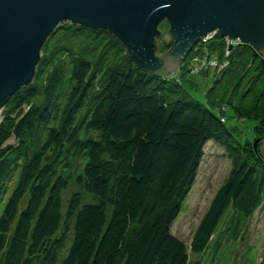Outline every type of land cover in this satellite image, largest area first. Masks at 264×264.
Here are the masks:
<instances>
[{
	"label": "trees",
	"instance_id": "obj_1",
	"mask_svg": "<svg viewBox=\"0 0 264 264\" xmlns=\"http://www.w3.org/2000/svg\"><path fill=\"white\" fill-rule=\"evenodd\" d=\"M84 31L72 26L54 32L42 48L36 72L52 42L61 39L69 52L70 41ZM208 42L210 51L225 52V39L215 36ZM162 45L160 54L168 49L164 41ZM248 50L254 55L250 46L236 43L227 59ZM253 55L249 66L259 63L258 78L264 65ZM83 58H72L75 86L62 108L56 72L45 82L41 106L32 104L40 95L32 90L18 91L2 106L0 204L13 187L0 211V264H201L200 257L210 251L214 260L220 241L210 244L218 229L225 224V242L234 240L241 223L252 219L264 202L259 153L256 159L263 165L233 160L188 252L172 234V224L195 181L204 146L209 141L226 146L232 134L206 104L188 101L181 79L151 76L124 59V67L106 75L99 98L87 112L83 133L88 137L79 138L76 116L96 99V82L89 78L92 68ZM39 128L46 132L42 145L37 143ZM11 139L15 145H6ZM54 149L52 161L45 164ZM248 149L245 145L241 151L255 154ZM68 157L81 170L76 182L83 195L73 194L63 211L62 194L70 176H63L58 167ZM190 254L198 258L191 261Z\"/></svg>",
	"mask_w": 264,
	"mask_h": 264
},
{
	"label": "rangeland",
	"instance_id": "obj_2",
	"mask_svg": "<svg viewBox=\"0 0 264 264\" xmlns=\"http://www.w3.org/2000/svg\"><path fill=\"white\" fill-rule=\"evenodd\" d=\"M71 28L72 26L69 23L63 24L55 34L62 30L67 31L68 29L69 31ZM168 29L169 26L165 22L159 26L158 30L161 33V37L157 40L158 49L160 47L163 48L162 43ZM73 40V42L70 41L72 46L69 45V48H71L69 52L64 49L63 45L65 44L62 43L63 41L61 42V39L54 44L52 42L44 64L40 70L38 69L35 72L32 84L19 92L23 93L27 90H32L33 93H40L32 104L36 107L41 106L45 82L51 74L56 72L60 81L57 90V103L59 108H62L63 105L70 101L75 86L71 78L72 58L84 56L83 59L88 61L92 68L89 78L95 79L94 81L96 82V92L94 93L96 99L94 100L93 98V101L88 102L84 110L76 116L79 138L82 139L88 137V135L83 133L85 120L89 116L87 112L89 109L91 110L92 105L99 98L106 75L110 71L119 70V67L121 69V67L125 66V52L113 39L107 40L104 38L103 32L95 34V32L85 30L79 38ZM208 44L209 42L206 39L200 41V46L194 47L187 56L189 59L186 67L183 69L179 68L171 76L176 80L178 78L181 79V89L188 97V101L201 105L206 104L210 110L218 114L221 122L225 123V127L232 134L233 141H229L226 144L227 148L213 141L206 143L195 181L192 183L188 196L182 205L180 215L172 224V234L188 246V252H190L189 244L195 229L209 209L216 192L223 186L230 175L233 160L257 166L262 164L260 160L258 162L260 157L264 162L259 150H257V153H259L258 157L254 149L257 139L264 138V73L257 78V74H259L257 66L259 63L249 66V59L253 55L251 50L241 56L237 55L234 60L229 61L225 58L228 57L225 52H220V49L210 51ZM216 51L218 54L212 55ZM214 57L216 58L215 61H208ZM224 60L227 64L226 67L222 68ZM233 61H235L234 64L227 71V67ZM185 62L186 59L184 60ZM183 74L184 76H182ZM3 110L4 108L1 107L0 124L3 121ZM53 124L54 122L51 125ZM259 125L262 128L257 132ZM39 129L36 133L37 143L42 145L45 142L46 132L44 128ZM15 143L11 139L6 142V145L14 146ZM245 145H249L251 149L248 150H253L255 154H247L245 152L243 154L241 150ZM259 146L260 143L257 149H259ZM54 151L55 149L47 153L44 158L45 164L52 161ZM64 152L66 151L64 150ZM257 157L258 159H256ZM58 169L63 176H70L67 189L62 194V210L64 211L73 194L79 192L83 195L76 182L81 170L70 157L63 159ZM9 182V185L15 182V175L12 177V182L11 178ZM12 187L13 185L9 188L8 194L11 192ZM8 194L0 204V211ZM84 198L85 200L89 199L85 195ZM224 226L225 224L218 229L210 244L211 248L215 242L220 241L219 249L216 252L214 251L216 258L212 259L213 252L210 251L200 257L202 259L201 264H264V202L254 213L252 219L241 223V229H239L241 233L228 243L225 242L226 239L221 233ZM197 258V256L190 254L191 261Z\"/></svg>",
	"mask_w": 264,
	"mask_h": 264
},
{
	"label": "water",
	"instance_id": "obj_3",
	"mask_svg": "<svg viewBox=\"0 0 264 264\" xmlns=\"http://www.w3.org/2000/svg\"><path fill=\"white\" fill-rule=\"evenodd\" d=\"M164 22L168 49L160 54ZM66 23L107 33L127 61L154 77H171L200 41L215 36L250 46L264 65V0H0V108L32 84L44 44ZM254 149L264 159V138Z\"/></svg>",
	"mask_w": 264,
	"mask_h": 264
},
{
	"label": "built area",
	"instance_id": "obj_4",
	"mask_svg": "<svg viewBox=\"0 0 264 264\" xmlns=\"http://www.w3.org/2000/svg\"><path fill=\"white\" fill-rule=\"evenodd\" d=\"M205 39H208V38H205ZM204 40V39H203ZM202 40V41H203ZM225 42H226V51H225V55L227 56L228 54H229V50H228V48H229V46L230 45H236V42H229L227 39H225ZM196 48V47H195ZM226 59H227V57H225ZM216 60V58H213V59H209L208 61H215ZM226 64H227V62L224 60L223 61V67L222 68H224V67H226ZM205 66V65H204ZM172 77V76H171Z\"/></svg>",
	"mask_w": 264,
	"mask_h": 264
},
{
	"label": "bare ground",
	"instance_id": "obj_5",
	"mask_svg": "<svg viewBox=\"0 0 264 264\" xmlns=\"http://www.w3.org/2000/svg\"><path fill=\"white\" fill-rule=\"evenodd\" d=\"M213 38H214V37H213ZM213 38H208V39H206V41L208 42V41L212 40ZM204 39H205V38H204ZM236 43H237V42H236ZM198 44H199V43H198ZM198 44H197V45H198ZM197 45H196V46H197ZM196 46H195V47H196ZM233 46H234V45H233ZM239 46H240V45H239ZM186 59H187V58H186ZM183 62H184V61H183ZM182 64H183V63H182ZM182 64H181V65H182ZM181 65H180V66H181ZM179 68H180V67H179Z\"/></svg>",
	"mask_w": 264,
	"mask_h": 264
},
{
	"label": "flooded vegetation",
	"instance_id": "obj_6",
	"mask_svg": "<svg viewBox=\"0 0 264 264\" xmlns=\"http://www.w3.org/2000/svg\"><path fill=\"white\" fill-rule=\"evenodd\" d=\"M234 47V46H233Z\"/></svg>",
	"mask_w": 264,
	"mask_h": 264
}]
</instances>
